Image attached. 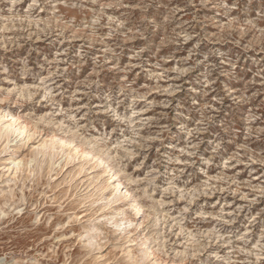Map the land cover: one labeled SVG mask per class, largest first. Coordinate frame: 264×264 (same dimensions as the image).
I'll return each mask as SVG.
<instances>
[{
  "label": "rangeland",
  "instance_id": "1",
  "mask_svg": "<svg viewBox=\"0 0 264 264\" xmlns=\"http://www.w3.org/2000/svg\"><path fill=\"white\" fill-rule=\"evenodd\" d=\"M12 121L0 264H264V0H0Z\"/></svg>",
  "mask_w": 264,
  "mask_h": 264
},
{
  "label": "bare ground",
  "instance_id": "2",
  "mask_svg": "<svg viewBox=\"0 0 264 264\" xmlns=\"http://www.w3.org/2000/svg\"><path fill=\"white\" fill-rule=\"evenodd\" d=\"M3 119V118H2ZM10 119H12V120H14V117H13V115H10ZM16 120V119H15ZM14 120V121H15ZM14 121H12L11 123H9V124H5L4 126H2V127H0V135H1V137L3 136V137H7L11 132H13L15 129H23L24 128V126L23 125H19L18 127H16V128H14V126H13V122ZM15 123H16V121H15ZM73 138L72 137H68V138H63L62 140H61V142H60V144H63L64 142L65 143H72L73 142ZM56 140H51L50 139V141H49V143L47 144L46 143V141H45V143L46 144H43L42 145V149L40 150V153L41 154H49V155H51V154H53L54 155V149L56 148L55 147V142ZM59 142V141H58ZM42 143V142H41ZM59 144V143H58ZM59 144V145H60ZM77 146H79L80 147V153L82 154H87V155H90L95 161H103V162H105V168H106V170H108V172H110L111 173V177H114L115 178V180H116V183L114 184V187L115 188H118L119 186H121L122 185V180H121V177L119 176V175H117V173L115 172V171H113V169H112V167L109 165L110 163L109 162H107V160L104 158V156H105V153L103 152V150L101 151V150H97V149H95V148H93L92 146H90L89 144H85V146H82L81 144H76ZM76 149V148H75ZM78 151V150H77ZM37 153H38V151H37ZM40 154V155H41ZM37 155V154H36ZM42 155V156H43ZM52 155V156H53ZM46 156V155H45ZM36 157V156H35ZM34 160V159H33ZM48 162V161H47ZM15 164V163H14ZM114 189V188H113ZM116 189H114L113 190V193H111L108 197H106V199L108 200V199H110L113 195H114V191H115ZM124 191H126V189L124 190ZM131 202L130 203H128V205H129V207L133 210V212L134 213H139L140 211H141V204H140V202L137 200V198L136 197H132L131 198V200H130ZM119 211L117 212V214L120 216V218L119 219H116L115 220V223L116 224H121V223H128V222H130V218H129V216L127 215V213L124 211V209L123 208H121V209H118ZM89 229H86V232H85V236H87V237H91V235H90V233H89V231H88ZM148 242H149V240H148V238H143V240H142V245H144V246H146L147 244H148ZM148 248H150V246L148 245ZM141 250H143L142 248H140V251ZM133 257V256H132ZM141 262V261H140ZM167 262V261H166ZM166 262L164 261L162 264H166ZM136 263H138V260L136 259ZM169 264H177L176 262H174L173 260L169 263Z\"/></svg>",
  "mask_w": 264,
  "mask_h": 264
}]
</instances>
